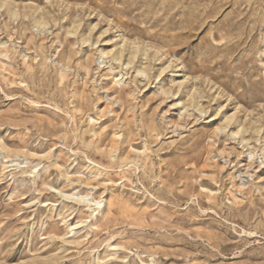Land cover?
I'll return each instance as SVG.
<instances>
[{
    "label": "rangeland",
    "instance_id": "374dc122",
    "mask_svg": "<svg viewBox=\"0 0 264 264\" xmlns=\"http://www.w3.org/2000/svg\"><path fill=\"white\" fill-rule=\"evenodd\" d=\"M0 43V264H264V0H0Z\"/></svg>",
    "mask_w": 264,
    "mask_h": 264
},
{
    "label": "bare ground",
    "instance_id": "6f19581e",
    "mask_svg": "<svg viewBox=\"0 0 264 264\" xmlns=\"http://www.w3.org/2000/svg\"><path fill=\"white\" fill-rule=\"evenodd\" d=\"M27 16H28V15H27ZM39 16H40V15H39ZM42 16H43V15H42ZM24 17H25V16H24ZM46 24H47V23H46ZM40 26H41V25H40ZM45 26H46V25H45ZM43 27H44V25H43ZM33 28H34V27H33ZM35 29H36V28H35ZM37 29H38V28H37ZM38 31H39V30H38ZM41 31H42V30H41ZM71 33H72V32H71ZM72 34H73V33H72ZM122 39H123V38H122ZM6 43H7V42H6ZM125 43H127V42H125ZM0 45H2V44L0 43ZM132 46H133V45H132ZM135 46H136V45H135ZM4 47H5V46H4ZM21 53H23V52H21ZM110 53H111V52H110ZM2 54H3V52H2ZM24 54H25V52H24ZM107 54H108V53H107ZM22 55H23V54H22ZM24 56H26V55H24ZM102 56H103V55H102ZM106 56H107V55H106ZM106 56H104V57L106 58ZM104 57H103V58H104ZM26 58H27V57H26ZM110 58H111V57H110ZM97 59H99L100 61L102 60V59H100V58H97ZM112 59H113V58H112ZM112 59H111V61H112ZM99 60H98V62H99ZM111 61H109V62H111ZM101 62H104V61H101ZM101 62H100V63H101ZM100 63H99V64H100ZM97 64H98V63H97ZM111 64H112V63H111ZM142 73H143V72H142ZM112 76H113V75H112ZM123 76H124V75H123ZM113 78L115 79V77H113ZM120 78H121V77H120ZM121 79H122V78H121ZM113 81H114V80H113ZM116 81H119V79H116ZM116 83H118V82H116ZM117 85H118V84H117ZM194 91H195V90H194ZM196 92H197V91H196ZM198 92H199V91H198ZM162 94H163V93H162ZM164 94H165V93H164ZM186 94H187V93H186ZM217 94H218V93H217ZM106 95H107V94H106ZM218 95H219V94H218ZM201 97H202V95H201ZM105 98H106V97H105ZM194 98H195V97H194ZM194 98H193V99H194ZM193 99H192V100H193ZM196 99H197V98H196ZM196 99H195V100H196ZM199 99H200V98H199ZM117 101H118V100H117ZM119 102H120V101H119ZM191 102H192V101H191ZM195 102H196V101H195ZM218 107H219V106H218ZM254 127H256V126H254ZM257 131H258V130H257ZM234 132H235V131H234ZM245 144H246V143H245ZM143 151H144V150H143ZM253 154H254V153H253ZM248 155L251 156V153L247 154V156H248ZM258 159H259V158H258ZM248 161H249V160H248ZM225 164H226V163H225ZM246 173H247V172H246ZM244 174H245V173H244ZM243 184H244V183H243ZM243 184H242V185H243ZM242 185H241V186H242ZM94 205H95V204H94ZM97 205H98V204H97ZM91 206H92V205H91ZM92 207H93V206H92ZM90 208H91V207H90ZM92 212H93V211H92ZM93 214H94V213H93Z\"/></svg>",
    "mask_w": 264,
    "mask_h": 264
}]
</instances>
